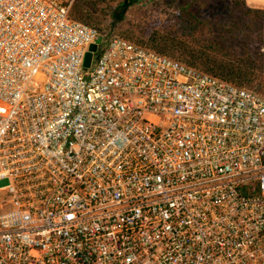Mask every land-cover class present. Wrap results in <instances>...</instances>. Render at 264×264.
I'll list each match as a JSON object with an SVG mask.
<instances>
[{
    "label": "built area",
    "instance_id": "2783aa9c",
    "mask_svg": "<svg viewBox=\"0 0 264 264\" xmlns=\"http://www.w3.org/2000/svg\"><path fill=\"white\" fill-rule=\"evenodd\" d=\"M74 2L0 0V264H264V94Z\"/></svg>",
    "mask_w": 264,
    "mask_h": 264
},
{
    "label": "trees",
    "instance_id": "16d2710c",
    "mask_svg": "<svg viewBox=\"0 0 264 264\" xmlns=\"http://www.w3.org/2000/svg\"><path fill=\"white\" fill-rule=\"evenodd\" d=\"M138 1L140 0H123L120 7L118 6V10L116 9L112 14L113 21H122L130 5ZM235 1L236 4H241L246 8L244 15L254 13L258 16L254 20L246 21L244 19L248 23L244 26L246 29L254 27L263 19L264 10L247 7L245 0ZM95 3L92 0H75L70 10L71 17L98 28L101 34H115L104 33L96 26L94 20ZM171 17L172 22L166 25L163 30L153 29L145 36L137 39L122 37L239 86L255 89L264 94L262 53H257L256 58H252L248 45L243 41L239 47L233 46L232 38L237 37L235 32L243 29V27H240L238 23L230 22L229 24L216 18L204 17L191 2L179 5L177 12L173 13ZM215 30L225 31L228 35L217 36ZM238 48L240 53H237Z\"/></svg>",
    "mask_w": 264,
    "mask_h": 264
},
{
    "label": "rangeland",
    "instance_id": "374dc122",
    "mask_svg": "<svg viewBox=\"0 0 264 264\" xmlns=\"http://www.w3.org/2000/svg\"><path fill=\"white\" fill-rule=\"evenodd\" d=\"M92 1L96 2L94 4L96 9L94 20L97 27L104 33H115L135 39L145 36L153 29L163 30L166 25L172 22L171 16L177 12V7L191 2L204 17L216 18L229 24L230 22L238 23L240 27H243V29L235 32L237 37L232 38L233 46L239 47L241 43H246L252 58H256L257 53H262L263 61L261 63L264 64V17L255 26L252 25L254 27L246 29L244 26L248 23L244 19L246 21L254 20L258 16L254 13L244 15L246 8L241 4H236L235 0H140L130 5L124 19L120 22H114L112 14L116 9L118 10V6L120 7L123 0ZM215 31L217 36L228 35L225 31ZM102 45L103 42L97 43V49L93 51V62L102 52ZM90 51H92V46ZM239 51L238 48L237 53H240ZM262 82L264 83V81ZM7 184L8 180H0V186Z\"/></svg>",
    "mask_w": 264,
    "mask_h": 264
},
{
    "label": "crops",
    "instance_id": "0c3cea01",
    "mask_svg": "<svg viewBox=\"0 0 264 264\" xmlns=\"http://www.w3.org/2000/svg\"><path fill=\"white\" fill-rule=\"evenodd\" d=\"M245 4L252 9L264 10V0H245Z\"/></svg>",
    "mask_w": 264,
    "mask_h": 264
},
{
    "label": "water",
    "instance_id": "95a60500",
    "mask_svg": "<svg viewBox=\"0 0 264 264\" xmlns=\"http://www.w3.org/2000/svg\"><path fill=\"white\" fill-rule=\"evenodd\" d=\"M99 41L101 40V37H99L98 39ZM97 49V43L92 45V51H89L86 55V59H85V66L86 67H90L91 66V61H92V57H93V51H95Z\"/></svg>",
    "mask_w": 264,
    "mask_h": 264
}]
</instances>
